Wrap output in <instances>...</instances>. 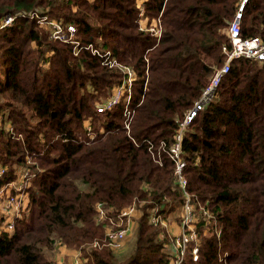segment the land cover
Masks as SVG:
<instances>
[{
    "label": "trees",
    "instance_id": "trees-1",
    "mask_svg": "<svg viewBox=\"0 0 264 264\" xmlns=\"http://www.w3.org/2000/svg\"><path fill=\"white\" fill-rule=\"evenodd\" d=\"M241 2L0 0V21L16 17L0 30V165L7 167L0 187L16 179L21 165L36 170L28 212L11 235L0 210V264H56L57 242L80 250L85 264H171L163 228L150 215L158 209L169 222L180 220L184 194L169 147L224 62L227 28ZM33 12L75 25L77 51L52 39ZM158 19L159 40L142 30ZM241 24L243 36L264 39V0H246ZM90 46L136 72L130 130L125 101L97 110L124 75ZM183 147L188 190L222 230L205 234L200 222L199 259L187 254L183 264H264V59L233 61L192 119ZM101 202L116 220L137 205L128 253L109 247L108 221H97Z\"/></svg>",
    "mask_w": 264,
    "mask_h": 264
},
{
    "label": "built area",
    "instance_id": "built-area-1",
    "mask_svg": "<svg viewBox=\"0 0 264 264\" xmlns=\"http://www.w3.org/2000/svg\"><path fill=\"white\" fill-rule=\"evenodd\" d=\"M245 2L246 0H242L239 10L227 28L229 43L222 48L224 54L223 64L214 70L201 97L180 121L175 133V140L169 147L170 157L175 163L174 176L176 183L184 194L182 213L180 220L173 223L158 215V209H155L150 215V221L154 225L163 228L160 232V238L167 240L165 246L171 252V264H183L187 254H190L194 261L199 259L201 239L198 226L200 222L205 227V234L213 231L217 236H220L222 232L213 212L207 205H204L194 198L188 190V178L185 174L187 162L183 155V140L192 119L214 96L221 81L229 73L233 61L238 58L264 59V39L260 36L245 37L242 34L241 23ZM31 17L37 19L40 27L51 32L52 39L73 44L77 51L80 42L76 37L77 27L75 25L67 24L63 20L53 19L49 15L40 12H33ZM15 18L13 15H8L0 21V30L13 25ZM142 30L152 32L159 40L162 35L161 20L158 19L154 24L143 26ZM90 49L93 53L99 54L104 59L106 65L111 68L115 67L120 69L124 75L122 82L113 88L110 95L98 103L97 110L99 112H107L113 110L122 101H125L126 108L123 124L127 130H130L134 116V110L130 107V103L134 92V82L137 78L136 72L131 66L122 64L116 58L112 57L110 52L100 53L98 49L92 46H90ZM1 119L2 117H0V121ZM5 129L9 134H15V126L11 122H6ZM85 130L88 131L92 138L91 120L85 121ZM30 162L28 160V163ZM36 166L39 171H42L38 164ZM6 170L7 167L0 166V177L3 176ZM35 174L36 170H32L29 165H21L16 171V179L0 187V210L4 218L2 229L10 235L15 230L16 220L28 212L30 198L27 189ZM96 207L97 221L99 223L108 221L106 224V235L109 247L117 252L123 251L128 245V233L132 229L134 219L138 215L137 205L133 204L125 207L119 216L121 217L120 220L110 217V213L113 211L112 207L102 202L98 203ZM123 224H125V227H121ZM59 244L61 243H56V245ZM85 262L86 259L82 256L81 251L77 250L76 257L73 260L62 264H85Z\"/></svg>",
    "mask_w": 264,
    "mask_h": 264
},
{
    "label": "crops",
    "instance_id": "crops-1",
    "mask_svg": "<svg viewBox=\"0 0 264 264\" xmlns=\"http://www.w3.org/2000/svg\"><path fill=\"white\" fill-rule=\"evenodd\" d=\"M136 225L133 223L132 229L129 231L128 236L131 239L134 238ZM77 251H73L72 249L67 248L65 245H56L53 251V260L56 264L68 263L73 260V255L76 254Z\"/></svg>",
    "mask_w": 264,
    "mask_h": 264
},
{
    "label": "rangeland",
    "instance_id": "rangeland-1",
    "mask_svg": "<svg viewBox=\"0 0 264 264\" xmlns=\"http://www.w3.org/2000/svg\"><path fill=\"white\" fill-rule=\"evenodd\" d=\"M142 23H144V21L142 22ZM144 26H147V25H144ZM0 166H2V165H0ZM82 187H84L83 185H82ZM85 188V187H84ZM172 218H171V222H173V223H176V222H178L179 220H176V219H174V218H176L177 216H171ZM136 227H137V225H136ZM130 246V244L128 243V245H127V247L123 250V251H118L119 253H122V252H126V253H128L129 252V247ZM47 254H50V253H47ZM82 254V253H81ZM51 255V254H50ZM76 257V254H74L73 255V258H75Z\"/></svg>",
    "mask_w": 264,
    "mask_h": 264
}]
</instances>
